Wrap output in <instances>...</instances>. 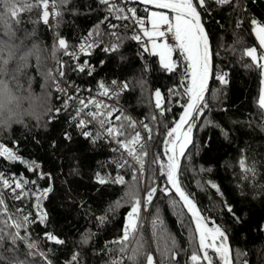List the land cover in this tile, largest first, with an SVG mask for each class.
I'll return each mask as SVG.
<instances>
[{
	"label": "trees",
	"instance_id": "trees-1",
	"mask_svg": "<svg viewBox=\"0 0 264 264\" xmlns=\"http://www.w3.org/2000/svg\"><path fill=\"white\" fill-rule=\"evenodd\" d=\"M33 2L28 0V3ZM56 2L60 15L56 19L54 33L42 19V6L22 11L18 17L13 14V18L20 26L21 35H24V29L35 28L46 44L57 47L58 40L64 38L69 45L68 51L77 52L83 38L103 19L105 13L98 0H69L67 4L60 3V0ZM135 7L137 14L148 16L149 12L145 11L148 7L139 3ZM201 15L213 49L214 72L206 96L211 111L206 110L192 130L194 141L186 153L190 159L183 158L181 166L182 185L194 196L202 213L226 230L234 264H244V261L247 264H264V231L260 230V226L264 225V196L259 195L264 187V114L258 107L262 77L259 69L248 67L252 62L243 55L249 47L259 50L250 19L264 22V0H234L233 6L222 8L213 4L210 14L201 11ZM241 19L244 23L237 28L236 23ZM117 21L110 18L100 27L108 32V23ZM120 35L130 37L133 35L132 29H124ZM103 40L109 41L108 37ZM25 43L30 44L31 41ZM103 48L100 45L93 48L90 55L79 57L78 61L86 59L90 65L95 66L92 75H88L87 70L79 72L76 68L78 62L60 50L52 88L54 107L44 125H32L27 129L17 127L11 132L0 134V143L18 150L24 160L35 161L40 165V172L51 175L50 180L38 179L37 174L28 171L25 164L9 162L0 157V171L35 180L41 189L47 188L50 183L52 185L53 191L42 205L48 213L46 225L36 223L28 229L31 240L39 245L36 251L46 253L51 264H66L73 253H79L80 264H111L113 259H120L122 253L115 239L122 236L124 220L130 211L124 193L128 190L127 183L132 181L133 168H118L114 163L121 157L120 152L112 151L116 147L114 142L101 139L92 143L80 134L71 119L78 107L75 98L99 96L97 88L100 81L110 84L116 80L128 84L129 89L115 97L113 104L122 105L141 121V125L148 124L152 129L149 142L151 154L145 158L143 175L136 173V188L141 198L148 187L157 186L159 182L160 187L164 184L157 164L152 161L158 156L161 162H166L164 125L174 126L183 111L181 105L187 100L183 95L184 85L188 83L185 77L186 61L179 51L173 53L178 68L169 73L160 67L158 56L144 52L141 43L131 39L123 40L122 46L115 52H105ZM101 61L104 63L101 64ZM61 70L64 72L62 77L59 75ZM220 72L228 74L227 85L215 79V75ZM57 85L60 87L57 88ZM173 85L177 86V90L170 93ZM89 89L92 91L89 92ZM157 89L165 97L163 115L155 107L154 93ZM69 96L74 99L69 101V107L65 109L64 101ZM56 109H60V112L57 113ZM207 120L213 123H205ZM89 130L95 131V126L89 125ZM222 130L227 133V137ZM136 131L140 132L138 126ZM66 133L71 135L70 141L64 138ZM241 158L249 165L255 164L258 173L256 177L248 181L241 179L243 173L238 164ZM129 163L134 164L130 158ZM202 168L210 171H200ZM96 173L113 177L119 174L124 176L127 183L101 185L95 182ZM197 181L203 187H199ZM209 181L216 183L220 192L211 188ZM5 199L9 213L20 208L25 212L32 210L29 200H13L7 192ZM173 199L179 201L174 192L168 196L158 192L150 211L148 226L141 206L143 250L150 252L157 264L162 257L157 251V240L153 237L151 223L157 210L164 221L163 227L179 244V264H185L192 251L194 241L190 235L194 224L187 210L179 203L176 207L171 205ZM117 201H120V207L107 211ZM225 203L233 206L235 213L242 218L241 223H236L227 213ZM105 214L107 219L101 223L97 217ZM45 231L55 233L66 243L53 245L45 242ZM85 233L91 235L87 243H82ZM160 243L163 246L162 240ZM9 246L6 242L5 247ZM15 247L17 257L27 264H46L39 255H26L28 249L23 243ZM131 247H135V244H130ZM123 264L133 262L125 256ZM137 264H144L142 256L137 257Z\"/></svg>",
	"mask_w": 264,
	"mask_h": 264
},
{
	"label": "snow or ice",
	"instance_id": "snow-or-ice-1",
	"mask_svg": "<svg viewBox=\"0 0 264 264\" xmlns=\"http://www.w3.org/2000/svg\"><path fill=\"white\" fill-rule=\"evenodd\" d=\"M69 0H60V3L67 4ZM145 5H154L158 9H167L174 14L171 18L165 12H150L147 21L139 17L137 9L134 7H124L118 0H98L99 5L105 13L103 19L88 32L83 38L77 52H69V45L64 38L58 40L57 47L64 50V55H71L74 59H78L80 54L90 55L93 48L99 47L105 37H108L109 42L103 48L105 52L118 51L125 39H131L141 43L144 52H148L152 56L159 57L160 67L169 73L175 72L178 68L176 61L172 59V53L179 51L186 61L185 77L188 83L184 85L183 95L187 97L184 104L181 105L183 112L179 120L174 122V126L169 127L164 125V154L166 162H161L159 158L154 159L152 163L158 164L161 177L164 178L163 186L159 187V191L165 196L171 195L173 192L179 198V201L173 199L171 205L176 207L177 204L187 210L190 216L191 223L194 224V229L190 238L193 239L192 251L188 256L185 264H234L231 249L228 244V236L222 225L217 224L214 220H209L208 217L202 214L201 209L197 206L194 196L186 191L181 181V159H190L186 156V150L192 143V130L196 126V121L205 113L211 111L209 102L206 99V93L209 92L208 82L212 75V50L210 47L209 36L205 31L202 23L201 11L210 14L211 5L218 7L233 6L234 0H139ZM44 9L43 20L46 24L49 17V0H34L29 3L30 11L33 7ZM52 7L56 9V0H52ZM199 9V10H198ZM26 11L24 8L19 9V13ZM147 12L148 9L145 8ZM18 17L17 13H13ZM54 15L59 16V11H54ZM110 18L119 21H131V24H123L125 31L130 28L133 30V35L130 37L121 36L117 28L121 25L108 23L110 31L105 32L100 25L105 24ZM146 23L150 24V28L146 27ZM244 21L238 20L236 27L240 28ZM167 26L166 29L163 26ZM252 32L256 35L259 41L260 49H264V22L258 19H250ZM142 33V35H141ZM170 34V35H169ZM142 37L147 38V43H144ZM99 38V39H98ZM163 38L162 42L161 39ZM169 39L174 40V44H170ZM150 44V48L148 45ZM143 54V53H141ZM243 55L250 58L251 64L248 67L259 69L261 79V89L258 97V107L261 113L264 114V52L258 54L257 48L249 47L243 52ZM104 62L101 61V64ZM76 68L83 73L87 70L88 75H92L96 70L95 66L90 65L87 60L83 63H78ZM59 75L62 77L64 72L61 70ZM228 74L220 72L215 75V79L222 85H227ZM127 83H120L116 80L106 84L104 81L98 83L97 94L101 97L109 99L119 97L121 92L128 89ZM59 88V85H57ZM60 91H66L60 89ZM78 91V90H77ZM89 92L92 90L89 89ZM174 91V90H170ZM155 107L160 110L163 115L165 108L163 107V97L159 89L154 93ZM74 97L69 96L64 101V108L69 107V101ZM78 107L75 108L72 115V122L75 123L80 134L90 139L92 143L97 140L107 139L116 144L112 149L114 152H120V159L114 161L118 168L125 166L133 168L131 183L125 181L124 176L117 174L115 177L109 175H101L96 173L95 182L103 184H118L126 185L127 191L124 193L125 203L130 205L124 220L122 236L115 241L119 245V251L126 256L127 260L137 264V257L142 256L144 264H157L154 256L143 250L141 229L143 227V219L141 217V206L147 210L152 204L154 197L157 194L158 187L153 185L146 189L143 198L136 188L137 175L139 172L142 176L145 167V158L148 155L146 151V143L139 131H136L137 121L132 117L127 116L121 109L114 105L104 103L96 97L89 96L85 98L76 97ZM170 110V109H168ZM59 113L60 109H56ZM119 113V114H117ZM114 117V119H113ZM156 119L155 116L152 117ZM207 124H212L213 121H205ZM89 125L95 126V131L89 130ZM219 127V125H216ZM143 128L148 132V139H151L152 129L148 124H143ZM223 132V130H222ZM225 137L227 133L223 132ZM66 140H71L70 134H65ZM125 154L126 157L125 158ZM0 157L9 162H20L26 165L28 171L37 174L38 179H51V175L39 171L40 165L35 161H26L18 153V150L9 148L0 143ZM129 158L134 161V164L129 163ZM239 168L243 173L241 179L248 181L258 175L255 164L249 165L244 158L238 161ZM138 166V167H137ZM200 171H210V169H201ZM211 188L220 192L219 186L209 181ZM29 185L32 187L29 188ZM199 187L203 185L197 181ZM53 191L51 183L47 188H39L35 180H28L23 175L6 174L0 171V264H27L26 261L20 260L16 253V245L23 243L28 249L26 255L43 257L46 264H51L47 259L46 253L37 252L39 245L33 242L28 234V229L31 225L39 223L46 225L48 213L43 208V201ZM5 192L9 193L13 200H29L32 204V210L25 212L24 209H17L16 212L9 213ZM222 194V193H221ZM259 195L264 196V187L261 188ZM113 207H120V201H117L115 206H109L107 211H112ZM228 214L232 216L236 223H241L242 218L233 210V206L225 203L224 205ZM97 219L103 223L107 219V215H101ZM153 237L157 240V251L162 259L159 264H179L177 259L179 244L175 237L167 233L163 227L164 221L159 216L157 210L156 216L152 219ZM183 223V220H181ZM209 224L212 226L210 227ZM260 230L264 231V225L260 226ZM91 233H85L82 237V243H87ZM43 240L53 245H64L65 240L61 239L53 232L45 231ZM163 241L161 246L160 241ZM10 246L5 247V243ZM130 244H135V247L129 248ZM130 252V255L128 254ZM66 264H80L79 253H73ZM111 264H123V257L113 259ZM247 264V261H244Z\"/></svg>",
	"mask_w": 264,
	"mask_h": 264
},
{
	"label": "clouds",
	"instance_id": "clouds-1",
	"mask_svg": "<svg viewBox=\"0 0 264 264\" xmlns=\"http://www.w3.org/2000/svg\"><path fill=\"white\" fill-rule=\"evenodd\" d=\"M20 8L28 11V0H0V134L42 126L54 107L60 49L46 44L35 28L21 35L13 18Z\"/></svg>",
	"mask_w": 264,
	"mask_h": 264
},
{
	"label": "built area",
	"instance_id": "built-area-1",
	"mask_svg": "<svg viewBox=\"0 0 264 264\" xmlns=\"http://www.w3.org/2000/svg\"><path fill=\"white\" fill-rule=\"evenodd\" d=\"M133 1H134V0H133ZM133 1H132V0H118V3H120V4H121L122 6H124V7H134V8H136V7H135V6H136V3L133 2ZM56 3H57V2H56ZM48 11H49V17H48L47 25H48L49 29L54 33L55 22H56V19L58 18V16L54 15V11H59V6H58V4H57L56 9H53V7H52V1L49 0V8H48ZM138 16L144 18L146 21H147V19H148L147 16H141V15H139V14H138ZM125 23L131 24L132 22H131V21H119V20L117 21V23L114 22V24L121 25V27L117 28L116 31H118L119 33H121V32L124 30V28H123L122 25L125 24ZM145 26L150 28V24H148V23H146ZM163 28L166 29L167 26L165 25V26H163ZM132 34H133V30H132ZM141 35H142V33H141ZM169 35H170V34H169ZM98 39H99V38H98ZM162 39H163V38H162ZM162 39H161V40H162ZM142 40H143L144 43H147V38H146V37H142ZM108 42H109V41H104V40H103L102 43H101L100 45H102L103 47H105V46L107 45ZM168 42H169L170 44H174V43H175L174 40H171V39H169ZM148 47L150 48V44L148 45ZM259 52H260V53H261V52H264V50H263V49H260ZM81 55L85 56L84 54H80L79 57H81ZM79 57H78V59H75L76 62H78V63H83L84 61H83V62H82V61H78V60H79ZM85 60H86V59H85ZM59 78H60V76H59ZM119 82H120V83H126L125 81H119ZM59 87H60V86H59ZM128 89H129V87H128ZM128 89H127V90H128ZM170 90H174V91H171V92H170ZM170 90H169L170 93L175 92V91L177 90V86H176V85L171 86ZM123 92H124V91H123ZM123 92H121V93H123ZM94 97H96L98 100H102L104 103H107V104H109V105H114V106L117 107L118 109H121L122 111H124L128 116L132 117L133 120L137 121V126L140 128V133H141L142 137H144V140H145V143H146V151L148 152V155H150V154H151V148H150V144H149V142L151 141L152 138H151L150 140L148 139V135H149V134H148V132L143 128V125H141V121L138 120V118L135 117L133 113L128 112V111H127L122 105H120V104H119V105H118V104H113V103L116 101L115 97H114V98H111V99H109V98H107V97L96 96V95H95ZM162 97H163V104H164V102H165V97H164L163 95H162ZM151 137H152V136H151ZM157 157H158V156H157ZM157 157H156V159H157ZM133 162H134V161H133ZM157 167H158V173H159V175H160L158 164H157ZM160 176H161V175H160ZM157 187H158V191H157V194H158V192H159V187H160V182L158 183ZM145 191H146V190H145ZM145 191H144V193H143V195H142V198H143V196H144V194H145ZM157 194H156V196H157ZM156 196H155V197H156ZM155 197H154V199H155ZM154 199H153V202H154ZM153 202H152L151 205L148 206L147 210H145L144 207H143V205H142V212H143V215L146 217V220H147V222H146V226H148V218H149V215H150V211H151V208H152ZM120 237H121V236H120ZM120 237H118L117 239H115V241L119 240ZM121 257H123V260L125 259L124 254H120L119 258H121Z\"/></svg>",
	"mask_w": 264,
	"mask_h": 264
},
{
	"label": "water",
	"instance_id": "water-1",
	"mask_svg": "<svg viewBox=\"0 0 264 264\" xmlns=\"http://www.w3.org/2000/svg\"><path fill=\"white\" fill-rule=\"evenodd\" d=\"M137 3H139V4H142V3H140L139 2V0H135ZM142 5H144L145 7H149V8H153V9H157V10H163V11H168V12H170L171 13V11L170 10H167V9H158V8H156L154 5H145V4H142ZM199 10V9H198ZM202 16V15H201ZM42 19H43V15H42ZM44 21V20H43ZM202 23H203V19H202ZM204 24V23H203ZM204 27H205V25H204ZM205 31L207 32V30H206V28H205ZM209 36V35H208ZM209 42H210V47H211V50H212V53H213V49H212V44H211V40H210V37H209ZM212 65H213V67H212V75L210 76V78H209V82H208V87H209V89H210V86H211V81H212V78H213V72H214V59H213V55H212ZM206 96H207V93H206ZM183 112V111H182ZM181 112V113H182ZM181 115V114H180ZM180 117V116H179ZM178 120H179V118H178ZM177 120V121H178ZM193 141H194V132L192 131V143H193ZM192 143L188 146V148H187V150H186V153H187V151H188V149L190 148V146L192 145ZM182 161H183V158L181 159V166H182ZM203 214V213H202ZM204 215V214H203ZM209 226L211 227V225L209 224ZM227 236H228V234H227ZM228 244H229V246H230V249H231V254H232V248H231V245H230V242H229V238H228ZM232 258H233V254H232Z\"/></svg>",
	"mask_w": 264,
	"mask_h": 264
},
{
	"label": "rangeland",
	"instance_id": "rangeland-1",
	"mask_svg": "<svg viewBox=\"0 0 264 264\" xmlns=\"http://www.w3.org/2000/svg\"><path fill=\"white\" fill-rule=\"evenodd\" d=\"M148 8H149V7H148ZM153 11H157V12L162 11V12H165L166 14L169 15L170 18H171L172 16H174L173 13H170V12H168V11L157 10V9H153V8H149V9H148L149 14H150V12H153ZM148 17H149V15H148ZM162 40H163V39H162ZM162 40H161L160 42H162ZM173 53H174V52H173ZM173 53H172V59H173Z\"/></svg>",
	"mask_w": 264,
	"mask_h": 264
},
{
	"label": "crops",
	"instance_id": "crops-1",
	"mask_svg": "<svg viewBox=\"0 0 264 264\" xmlns=\"http://www.w3.org/2000/svg\"><path fill=\"white\" fill-rule=\"evenodd\" d=\"M256 36V35H255ZM257 38V37H256ZM258 40V39H257ZM258 44H259V41H258ZM264 50V49H263Z\"/></svg>",
	"mask_w": 264,
	"mask_h": 264
}]
</instances>
